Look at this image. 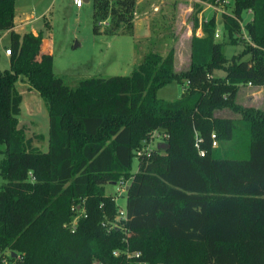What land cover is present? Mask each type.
Segmentation results:
<instances>
[{"label": "trees", "instance_id": "1", "mask_svg": "<svg viewBox=\"0 0 264 264\" xmlns=\"http://www.w3.org/2000/svg\"><path fill=\"white\" fill-rule=\"evenodd\" d=\"M229 4L220 39L215 16L195 11L185 70L174 48L149 51L129 75L73 86L55 73L42 32L14 30L16 0H0L12 51L0 69V264H264V108L237 101L241 86L264 85V0ZM92 6L96 32L104 22L107 34L134 33L138 0ZM239 35L243 49L228 57ZM21 74L49 113L46 150L19 126ZM173 80L182 95L160 98ZM225 107L240 116L216 114ZM113 181L127 183L121 219Z\"/></svg>", "mask_w": 264, "mask_h": 264}, {"label": "rangeland", "instance_id": "2", "mask_svg": "<svg viewBox=\"0 0 264 264\" xmlns=\"http://www.w3.org/2000/svg\"><path fill=\"white\" fill-rule=\"evenodd\" d=\"M145 1V4L148 3L147 0ZM156 2L159 10H154L151 3L145 5L144 9H147L145 14L148 18L139 35L135 32L107 34L103 31L104 22L100 26L101 30L96 32L92 0L85 1L80 7L76 6L73 0H16L15 19L20 21L26 15L32 17L28 28L35 26L46 36L47 42H50L55 73L66 83L74 86L81 79L93 76L129 75L149 51H158L165 55L174 48L176 69L185 70L191 62V37L194 34L195 11L201 8L198 13L201 21L203 18L215 16L217 27L221 28L220 36L217 37L220 39L223 28L222 11L231 13L233 9L232 4L226 2L215 4L201 0H157ZM251 17L250 12L245 13L243 22ZM199 31L200 29L197 28L195 33H200ZM0 34L3 35L2 32ZM238 37H240L239 43L224 45V52L228 57L243 49V38L240 35ZM8 42L9 36L0 40V69L11 67L10 57L5 54ZM216 73L224 75V71L221 70ZM16 87L22 94L19 126L25 129L27 136L34 133L42 135L41 139L35 138L33 143L40 148L43 145L46 150L49 113L45 102L37 89H29L25 75L21 74L18 77ZM183 89L180 82L173 80L161 86L157 90V95L165 100H176L182 95ZM256 92L252 87L241 86L237 101L243 105L264 108V91ZM216 114L240 116L228 107L216 110ZM161 138V136L156 138L154 143L159 142ZM3 156L4 154L0 153V161ZM138 163V158L135 156L131 164L132 171L138 170ZM2 182L3 178L0 176V184ZM121 186L120 182L105 184L106 191L116 197L119 207L125 209L127 195L126 191H121Z\"/></svg>", "mask_w": 264, "mask_h": 264}, {"label": "crops", "instance_id": "3", "mask_svg": "<svg viewBox=\"0 0 264 264\" xmlns=\"http://www.w3.org/2000/svg\"><path fill=\"white\" fill-rule=\"evenodd\" d=\"M156 1L157 0H147L148 3H151V6H152V4L153 5H157ZM145 2H146L145 0H139L138 1L137 9L140 10V11H137V15H136V18H135V25H134V32L137 35H139L138 33L141 32V30L144 28V25H145L146 20L148 18L147 14H145V11L147 9L146 8L144 9L145 5L148 4V3L145 4ZM28 18H29V20H28ZM31 19H32V17L29 16V15H26L24 18H21L20 21H17L15 19L14 30H16L18 32L31 31V32H33L34 34L37 35L38 34L37 33L38 29L35 26L31 27V29L28 28V25L31 23ZM24 20H25V22H24ZM2 33H3V35H0V40H3L6 36H9L10 30L9 31L8 30L3 31ZM44 38L46 39V40H44L46 48L48 49V51H51L50 42L49 41L47 42L46 36ZM4 44H6V43H4ZM6 48H5V50H6ZM7 55H8V53L6 54V56ZM41 147H42V149H44L43 145Z\"/></svg>", "mask_w": 264, "mask_h": 264}, {"label": "built area", "instance_id": "4", "mask_svg": "<svg viewBox=\"0 0 264 264\" xmlns=\"http://www.w3.org/2000/svg\"><path fill=\"white\" fill-rule=\"evenodd\" d=\"M84 2H85V0H73V3H74L76 6H78V7L82 6V5L84 4ZM217 2H226V3H229V0H223V1H217ZM152 7L154 8V10H159V5H153V4H152ZM222 12H224V11H222ZM198 29H200V31H199L200 33L196 32V35L201 36V35H202V28L199 27ZM220 32H221V28L217 27V28H216V31H215V37H216V38L220 36ZM0 35H1V34H0ZM5 52H7L8 55H10V54L12 53L10 47H7L6 50H5ZM7 53H6V54H7ZM247 86L256 89V91H257L256 93H260V92L264 91V85L254 86L252 82H249V83L247 84ZM212 136L215 137L214 134H213ZM155 137L159 138L160 135H159V134H156V135L154 136V140L156 139ZM154 140H153V142H154ZM217 144H218L217 141L214 140V141H213V145L216 146ZM200 153H201V154H204L205 152H204V150L202 149V150L200 151ZM119 182L122 184V186H121V191H126V189H127V183H126L125 181H119ZM75 217H76V218L73 217L74 220H72V221H73V224L76 223V220H77V218H78V215H75ZM122 217H126V210L123 209V208H121V207H119L118 215H117V219H121ZM114 253H115V254H119L120 252H119V251H114ZM135 254H136L137 256H138V255H141L139 252H136ZM139 264H147V263H145V262H143V263L140 262Z\"/></svg>", "mask_w": 264, "mask_h": 264}, {"label": "water", "instance_id": "5", "mask_svg": "<svg viewBox=\"0 0 264 264\" xmlns=\"http://www.w3.org/2000/svg\"><path fill=\"white\" fill-rule=\"evenodd\" d=\"M85 1H89V0H85ZM112 183H113V184H115V183H116V181H113ZM13 254L15 255L16 253L14 252Z\"/></svg>", "mask_w": 264, "mask_h": 264}]
</instances>
